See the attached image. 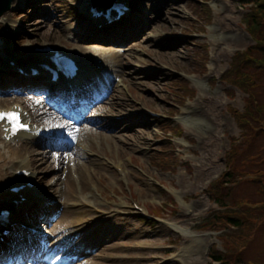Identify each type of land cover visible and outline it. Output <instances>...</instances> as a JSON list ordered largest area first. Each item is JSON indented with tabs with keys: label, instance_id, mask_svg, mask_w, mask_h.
<instances>
[{
	"label": "rangeland",
	"instance_id": "374dc122",
	"mask_svg": "<svg viewBox=\"0 0 264 264\" xmlns=\"http://www.w3.org/2000/svg\"><path fill=\"white\" fill-rule=\"evenodd\" d=\"M76 2L14 0L0 21L3 63L33 58L44 44L111 61L104 92L92 81L85 89L96 97L80 96L77 108L70 99L54 106L42 89L24 90L0 69V108L23 106L31 117L55 111L57 127L70 126L49 134L60 147L29 144L45 157L29 164L41 182L37 198L51 206L43 212L34 199L21 213L23 223L46 218L33 225L39 234L31 232L29 257L47 260L21 256L13 264H219L217 256L223 264H263L264 223L254 214L264 192L251 181L264 174V14L239 0H133L129 24L145 22L133 24L140 32L90 38L85 19L67 13ZM92 117L125 126L122 139L83 130ZM84 195L88 203H76ZM228 218L245 224L232 228Z\"/></svg>",
	"mask_w": 264,
	"mask_h": 264
},
{
	"label": "bare ground",
	"instance_id": "6f19581e",
	"mask_svg": "<svg viewBox=\"0 0 264 264\" xmlns=\"http://www.w3.org/2000/svg\"><path fill=\"white\" fill-rule=\"evenodd\" d=\"M120 3L122 5L125 6H129L131 11H133V8L131 7L130 4L133 3V0H119ZM24 2V0H23ZM12 4V8L15 5V3H11ZM22 4V3H21ZM76 7H78V10H82V11H87L86 14L87 16H89L90 13H88L89 9L91 8V6H89L88 4H84L80 5L79 0H77L76 2ZM125 14H127L125 12ZM130 14V13H129ZM3 17V16H2ZM1 17V18H2ZM93 19V23H101L103 24L102 19L98 18H92ZM2 19H0L1 21ZM9 21V20H8ZM7 21V22H8ZM10 22V21H9ZM1 22V26H2ZM137 23L139 26H143L145 27L147 24H145V22H143L142 20H134L131 22V24H128L126 27V30L124 31V33L118 34L117 36H128L131 33L135 32H140L138 31V29H134L133 24ZM5 25V24H4ZM145 25V26H144ZM3 27V26H2ZM92 29H95V26H92ZM85 30V29H84ZM86 32V30L84 31ZM129 32L128 35H126ZM134 32V33H135ZM83 34V33H82ZM84 36V34H83ZM243 35L238 37V41H240L242 39ZM121 38H127V37H121ZM3 39L4 41L2 42V44H0V66H7V64L4 62L3 60L7 57H4V52H5V48H6V41L4 39V37H1L0 40ZM237 41V42H238ZM219 44V43H218ZM218 44L216 46H218ZM67 45H71L70 43H66V47ZM43 47V46H41ZM100 49V47L98 48ZM109 51H113L114 49H109L106 48ZM74 52L70 51L66 54H68L70 57H72L75 61H77V63L79 64V73L78 76L73 80V81H68V82H63L62 84H68L71 83L72 88L69 89L68 93H60V94H56L54 92V89H51L54 87V85H51L50 88L47 89H42V94L41 95H47V102L52 103L54 102V99H59L61 97L60 100L65 99V103H68L69 101L67 100L70 99L72 101V104L77 108L78 105V99L80 96H86L85 98H88V96H95L96 94L93 92V87H90L88 90H86L85 88L87 86H90L92 81L94 82L97 78H101V79H105L106 78V73L104 71H100V74L97 75L95 72L96 70H94V68H97V62L96 65L93 64V66L91 65V68L89 67V59L90 58H82L81 53L82 51L79 52V50H73ZM119 51V50H117ZM89 56H92V53L89 54ZM47 57V54H37V57H35V55H33V59L31 57H28V59L24 58V60L20 59V58H15V61L9 59L8 62H13L14 65L18 64L19 66L24 67L25 69H29L31 68V63L27 64L29 62H33V63H42V59L44 60ZM35 58V59H34ZM100 59V58H98ZM111 61L107 60V59H103L102 64H99V69L100 68H105V66H109L110 67ZM14 67V66H13ZM10 67V68H13ZM89 67V68H88ZM33 68V67H32ZM228 71V70H227ZM226 71V72H227ZM40 77L44 78V80L46 81L47 77V73L44 72H40ZM80 74V75H79ZM225 74V73H224ZM224 74L222 76H224ZM4 78H7L6 75H3ZM2 77V78H3ZM19 80H21V86L22 88H25V85L29 84L31 81H34L33 78H31L30 76H25L22 78H20V76L16 77ZM6 79L3 80V82ZM8 80V78H7ZM96 82V81H95ZM94 82V87L97 88L96 86H98L97 82ZM6 83V82H4ZM3 84V83H0ZM48 84H51L48 82ZM1 86V85H0ZM79 86L81 88L76 89V87ZM102 86V84L100 85ZM7 86L2 87V92L7 91ZM39 89V88H38ZM84 89V94H79L80 91H82ZM92 89V90H91ZM31 90V89H30ZM31 94V93H29ZM33 99H38L40 97L37 96H32ZM60 102V101H59ZM61 103V102H60ZM54 106H57L58 102L55 101V103H52ZM61 105V104H60ZM59 107V106H57ZM62 107V105H61ZM60 107V108H61ZM8 109H17L20 110L18 107H12V108H8ZM62 109V108H61ZM91 109V108H90ZM90 109H88L90 111ZM88 111V112H89ZM22 113V118H24V122L27 123L28 120L33 121L34 120H40L42 123H47V125L45 124V126H52V127H57L58 126V122H59V114L56 113L55 111H51V110H45V109H35L33 111L34 113V117H31L30 114L31 113ZM89 121V125L88 127L86 126L83 130L88 131L89 133L93 134L97 139L98 138H103L105 137L106 139H117V140H121L122 135L121 132H123V130L125 129V126L123 127V129H119L117 127V123L118 122H107L104 121L101 123L100 120H96L93 119V117L88 120ZM111 125V127H110ZM48 126V127H50ZM46 127V128H48ZM41 133H44L43 135H41ZM108 133V134H107ZM2 134V133H1ZM17 136H20V138L22 139H26L24 140V143H21L19 145H17V147L15 148L16 151H9V148L6 149L7 146H9V143L7 141H5V143L2 140V146L3 147L0 151V207H3L5 209H7L8 211L10 210V214L9 216L3 220L2 218H0V262H2L3 264L8 263V261L10 260V264L13 262L14 257H18L20 258L23 254H26V251L31 249L27 244H25V236H26V230L32 232L31 226H23V213H21V211L26 208V207H22L20 212H19V208L16 210V205L12 202L9 203V201H13L16 200L18 202V206H20L21 204L26 206L28 204H26L27 202H32L34 199L38 200L39 203L41 204V206L43 207L42 211L44 212L46 209L50 208L51 205H49V203H46L45 200H40L37 198L36 193L32 192L35 188L36 185L40 186L39 181H37V178L34 174V172H32L30 170V162L34 161V163H36L37 160H43L44 158L39 156V157H35L34 155V150L31 149L29 147V144H34L35 146H43V147H60V145H63L64 143L62 141H56V139H50L49 141H47L46 139H49V131H42L40 132V129H33L31 133H20ZM29 139V143L27 142V140ZM15 140V139H14ZM27 147V148H26ZM23 151V153H22ZM22 153V155H21ZM41 153H43L41 151ZM33 154V157H32ZM39 154V153H36ZM24 155L26 156V158L24 157ZM19 156V157H18ZM72 162V159H71ZM43 161L39 162V167H41L43 165ZM37 167V169L39 168ZM17 168L16 170H23L25 172H27V175H17L16 173L13 175L11 169ZM42 169V168H41ZM8 170V171H7ZM15 170V171H16ZM202 174V173H200ZM199 174V175H200ZM76 182V181H75ZM73 182V189H74V183ZM31 184L33 185V188H28L27 185ZM19 185H23L22 188H20L16 193H12L10 192V188L11 187H19ZM6 196V199H3L2 197ZM87 196L84 195V197L82 199H79L78 201H76V203H88V200L86 198ZM21 198H25V202H21L19 200H21ZM2 199V200H1ZM29 209V208H28ZM53 209H54V213L56 214V217H59V213L57 212V207L53 204ZM42 212V213H43ZM44 215H42V217L40 219H36L33 220L35 222V224L37 225H43L45 223H47V220L45 217H43ZM23 226V227H22ZM184 232V231H183ZM185 233V232H184ZM47 241V240H46ZM51 242V241H49ZM69 242V241H68ZM66 243V242H64ZM43 252V251H42ZM42 254L38 255L35 259H31V261L36 262V261H43L45 262L47 260V258H45V255L41 256ZM27 257L29 256V254L26 255ZM9 264V263H8ZM51 264H57L56 261H54V263Z\"/></svg>",
	"mask_w": 264,
	"mask_h": 264
},
{
	"label": "trees",
	"instance_id": "16d2710c",
	"mask_svg": "<svg viewBox=\"0 0 264 264\" xmlns=\"http://www.w3.org/2000/svg\"><path fill=\"white\" fill-rule=\"evenodd\" d=\"M31 0H29L30 2ZM240 1V4L242 5H248L249 3H252L254 4V7L256 8V10H259L260 12H262L264 14V0H239ZM262 20L264 21V15L262 16ZM250 24H255L258 26V24H260V22L256 21L255 18H250ZM262 49V48H260ZM228 72V71H227ZM229 73V72H228ZM228 75V74H227ZM222 77H225V76H222ZM250 116H248L247 118H250ZM246 118V117H245ZM244 123L240 124V128H244ZM259 180V179H258ZM251 183L253 184H257V183H261V189L259 190L261 193L264 192V174L261 175V179L260 181L257 182V180H253L251 181ZM217 204L221 207H225L226 205L228 204H224L221 202V200L217 199ZM260 207L257 208V214H254L256 216V222H257V225L258 224H262L264 223V200H263V204L262 205H259ZM228 223L230 224V226L232 228H237V227H240V226H243L245 223L241 222L238 218H228ZM212 260L215 262V263H219V264H223V261H222V258L217 256V257H212ZM264 264V263H263Z\"/></svg>",
	"mask_w": 264,
	"mask_h": 264
},
{
	"label": "snow or ice",
	"instance_id": "6c2138e0",
	"mask_svg": "<svg viewBox=\"0 0 264 264\" xmlns=\"http://www.w3.org/2000/svg\"><path fill=\"white\" fill-rule=\"evenodd\" d=\"M6 120L11 125V131L15 133V131L25 127L20 122V115L18 112H8L3 113L0 112V121Z\"/></svg>",
	"mask_w": 264,
	"mask_h": 264
},
{
	"label": "water",
	"instance_id": "95a60500",
	"mask_svg": "<svg viewBox=\"0 0 264 264\" xmlns=\"http://www.w3.org/2000/svg\"><path fill=\"white\" fill-rule=\"evenodd\" d=\"M12 0H0V14L10 7Z\"/></svg>",
	"mask_w": 264,
	"mask_h": 264
}]
</instances>
